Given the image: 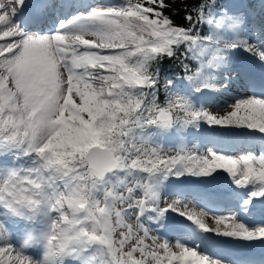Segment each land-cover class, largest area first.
<instances>
[{"label": "snow or ice", "instance_id": "snow-or-ice-1", "mask_svg": "<svg viewBox=\"0 0 264 264\" xmlns=\"http://www.w3.org/2000/svg\"><path fill=\"white\" fill-rule=\"evenodd\" d=\"M177 3L183 23L174 19ZM56 7L0 0V264H234L203 250L197 236L187 246L150 235L146 221L169 210L200 233L264 241V222L237 214L264 204V150L234 155L181 144L169 156L152 138L153 131L183 137L201 122L264 135V95L257 94L264 91V39H249L247 5L122 0L43 31ZM237 49L258 68L236 58ZM165 59L183 75L164 76L161 101ZM189 61L199 63L195 72ZM186 81L190 91L178 86ZM238 83L248 94L222 115L196 96L223 95ZM220 171L235 186L225 198L239 208L214 214V227L208 213L180 211L183 201L160 206L159 186L170 176Z\"/></svg>", "mask_w": 264, "mask_h": 264}, {"label": "rangeland", "instance_id": "rangeland-1", "mask_svg": "<svg viewBox=\"0 0 264 264\" xmlns=\"http://www.w3.org/2000/svg\"><path fill=\"white\" fill-rule=\"evenodd\" d=\"M90 1V0H89ZM65 2V1H64ZM122 2H116L115 0H91V3L89 6L86 8L83 7V10L86 11L88 8H90L93 5L96 4H120ZM221 3L227 4V5H240L244 4L247 5L249 10L252 11L253 15L250 18V23L249 27L247 29V35L249 36V39L251 40H260L264 39V30H261L259 33L257 32L258 28L264 29V0H220ZM61 4V3H60ZM58 4V5H60ZM61 6V5H60ZM252 6V7H251ZM77 10L73 11L72 13L66 14L65 17L60 16V18L67 19L73 15ZM54 11L49 13V16L53 14ZM79 13V12H78ZM73 14V15H71ZM54 26L57 25V16H54ZM51 22V19L48 18L46 23L48 24ZM206 28V26H205ZM32 31V29H30ZM207 30V28H206ZM54 31V30H52ZM91 38V37H87ZM234 55L236 58L240 59V61H243L246 57L253 60L254 63L258 64L256 61L255 57L250 56L247 52H245L243 49H237L235 50ZM244 63V62H243ZM199 67V63L197 62V65L194 69V72L196 69ZM187 81L184 82L180 86L182 89L186 91H190V88L187 86ZM231 91V92H230ZM229 92L223 94V95H217L214 93H207L203 96H200L199 93L196 94V96L199 97V103H203L204 106L213 114H218L222 115L224 112L227 110L228 105L233 103L234 99L244 96L248 94V91H244L243 89L238 87V84H236ZM259 94V93H257ZM244 131H249L247 129L243 130H235V133H242ZM255 135H260L264 139V135H261L259 133H254ZM238 136H243V137H238ZM253 134H233L232 130L220 128L219 126H209L207 123L201 122L199 128H189L186 132V134L183 137H177L176 134L173 133H157L153 131L152 138L158 142L164 149L167 155H176L177 151L180 147L181 144H185L188 147H191L192 145H198L199 146V151H204L206 152L208 149H213L217 151H225L232 153L234 155H239L244 152H248L247 150H235L232 149L233 145L237 142L236 140H240L243 138H252ZM256 138H253V143L251 148L253 146L259 147L257 142L255 141ZM207 140V142H206ZM230 140V141H228ZM242 142V141H240ZM219 143L223 144V147H227L226 149H219ZM227 145V146H226ZM231 145V146H230ZM261 146V145H260ZM222 185V186H220ZM193 186V187H191ZM204 190L212 189L213 191L216 192H221L220 195L232 191L235 186L232 185L231 179L228 177L227 173L225 172H218V173H213L212 176L209 177H196V176H191V175H183L180 177H175V176H170L167 180L163 181L160 186H159V191H160V206L161 207H167L168 204H171L175 200H180L183 201V204L180 206V211H185V206L187 207V211L194 212L196 210L202 209L205 213H208V215L205 216V222L209 225L214 227V221H213V211L205 209L202 206L208 207V204H203L199 201H196L197 197L194 196L193 199H191L190 195H183V194H178L177 192H191L195 193V188H202ZM175 190V191H173ZM240 193H247L245 190H240ZM142 195V194H141ZM218 195V196H220ZM208 196L213 200V196L209 193ZM217 196V198H218ZM233 202L235 200V207H233L232 210H225L221 212H215V215H221V214H228V212L232 211H237L238 207V202L236 199H232ZM210 202V201H209ZM208 202V203H209ZM215 204V203H214ZM202 205V206H201ZM238 213H240L238 211ZM237 213V214H238ZM151 215H155V213H150ZM239 215V214H238ZM240 219H242L245 223V221L242 217L241 214L239 215ZM129 222L134 223L135 222V217H132ZM259 222V221H258ZM162 223H171L174 225L173 230H180L179 227L183 226L186 227V225H190L191 227L195 226L191 221H188L184 216L179 215L175 211L169 210L162 219L158 221H152L150 224V227L154 228V231L156 232V229L161 230L163 234H159L158 236L162 238H167L171 244H175L177 241L183 242L180 238H186L189 236H186L184 234H176L173 235L172 238H168L165 233L166 229L163 228L161 225ZM213 224V225H212ZM259 224V223H256ZM201 234V233H200ZM152 236H156L153 232L150 233ZM200 236L201 241L205 240L208 242V236H213V233H206V234H201ZM175 236V237H174ZM216 236V235H215ZM216 240H218V236L215 237ZM223 241H227L230 239L229 237H222ZM190 239L186 241L185 243H189ZM202 244V243H201ZM208 244V243H207ZM37 255V253H36Z\"/></svg>", "mask_w": 264, "mask_h": 264}, {"label": "bare ground", "instance_id": "bare-ground-1", "mask_svg": "<svg viewBox=\"0 0 264 264\" xmlns=\"http://www.w3.org/2000/svg\"><path fill=\"white\" fill-rule=\"evenodd\" d=\"M81 1L82 0H75L73 3L71 2V0H65V2L63 3L64 4V7L62 8L60 5H58V0H51V2H53V3H55L56 4V8H55V10H54V12H53V14H51V16H49V19H51V22H49L48 24L46 23V25L45 26H43V31H48V32H50V31H52V30H55V28H56V26L57 25H55L54 26V20H55V17L54 16H57V15H59L60 14V16H62V17H65L66 16V14H67V12H68V14H70V13H72L73 11H75V10H77L74 14H77L78 12H81V11H84L83 10V6H82V3H81ZM26 3H27V5L29 6V7H31L34 3H35V0H26ZM31 4V5H30ZM76 4V5H75ZM26 15V13L25 12H21V13H19L18 15H17V19L18 20H21L22 19V17H24ZM71 15H73V14H71ZM32 27H34L35 29H36V31L38 30L35 26H33V25H31V24H29V25H27V29L29 30V31H31L30 29L32 28ZM241 59V58H240ZM239 59V60H240ZM242 62H244L245 64H247V65H251V66H255V67H257L258 68V64H256V63H254V61L253 60H251V59H249V58H245ZM238 86H239V83H238ZM245 92H246V90H244ZM229 92V91H228ZM231 92V91H230ZM257 93H259L260 95H264V91H257ZM242 134H246V135H248V134H253V137L252 138H256L255 139V141L257 142V144L260 146V145H264V139H263V137L262 136H260V135H255L254 133H250L249 131H244V132H242ZM238 137H243V136H238ZM244 140H246V138H243V139H240L239 141L238 140H236V141H238V142H240V141H244ZM228 141H230V140H228ZM206 142H207V140H206ZM219 146H221V145H219ZM254 148H257V146H253L251 149H254ZM219 149H221V148H218V150ZM220 186H222V185H220ZM191 187H193V186H191ZM195 190H198V192L199 193H201V194H205L204 193V189H203V187L202 188H195ZM211 194L214 198H213V201H217V200H222V198H217V196H218V194L216 193V191H213L212 189H208L207 190V194ZM221 193V192H220ZM210 204V205H209ZM214 203L213 202H209L208 203V205L209 206H212ZM238 204V206H239V203H237ZM256 204V207L258 208V211H251L250 213L251 214H253V215H257L258 214V216H261L262 217V219L264 220V214H263V210H261L260 209V204L259 203H255ZM207 205V206H208ZM202 206V205H201ZM203 207V206H202ZM259 210H260V213H259ZM195 213H199V212H204L202 209H200V210H196V211H194ZM215 214V213H214ZM225 214V213H224ZM213 225V224H212ZM163 228H165L166 229V233H165V235L168 237V238H172V236L173 235H175V230H172L173 228H174V225L173 224H171V223H168L167 225H166V223H162V225H161ZM215 226V225H214ZM190 228H192V229H194L195 230V236H197V238L199 239V241L201 240V238H200V236H202L201 234H206V233H201L200 234V232H199V229H198V227L195 225V226H193V227H191V226H189ZM180 228V227H179ZM175 237V236H174ZM215 237H217V236H215V234L213 235V236H208V244H207V246H205L204 244H206L205 243V241H201V248L203 249V250H207V251H209V252H211V253H213V252H217L220 248H221V244L223 245V246H225V245H241L243 248H247V247H249V246H251V245H253L254 243H256V241H237V240H234L233 238H230V239H228L227 241H223V238H222V236H220V237H218V240H216V238ZM196 242V240L194 239V237H191L190 238V241H189V243L190 244H187V243H185L187 246H193L194 245V243ZM248 242H250V243H248ZM245 243H248V246H246L245 245ZM226 259H228V260H231L232 261V258H233V255H235L234 254V250H233V248H226ZM29 253L31 254V255H36V252H34V251H30V249H29ZM225 259V258H224ZM259 262L257 261V260H254V261H250V263L249 264H258ZM243 264H247L246 262L245 263H243Z\"/></svg>", "mask_w": 264, "mask_h": 264}, {"label": "trees", "instance_id": "trees-1", "mask_svg": "<svg viewBox=\"0 0 264 264\" xmlns=\"http://www.w3.org/2000/svg\"><path fill=\"white\" fill-rule=\"evenodd\" d=\"M174 7H176L178 9L177 13L174 16V19L176 20L177 23H183V9L180 8L179 3L173 5ZM252 7V6H251ZM206 28L204 27L202 29V31H205ZM190 63V67L192 69V72L194 71L196 65H197V61H189ZM161 67L164 71L161 72V101H163V83H164V76L167 75H172L175 74L178 76H182L183 72L179 69L177 64H174L173 61L165 59L164 61H162Z\"/></svg>", "mask_w": 264, "mask_h": 264}]
</instances>
